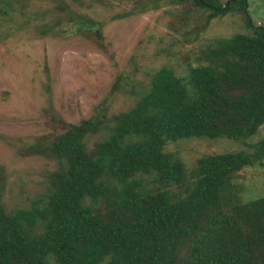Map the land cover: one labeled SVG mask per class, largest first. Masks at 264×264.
I'll return each mask as SVG.
<instances>
[{"label": "trees", "instance_id": "1", "mask_svg": "<svg viewBox=\"0 0 264 264\" xmlns=\"http://www.w3.org/2000/svg\"><path fill=\"white\" fill-rule=\"evenodd\" d=\"M195 2L213 16L240 11L251 34L219 42L186 78L156 71L151 90L108 125L94 153L83 143L92 120L58 136L51 150L72 165L44 207L0 212V264H264V197L230 205L223 196L232 174L264 161V138L250 152L202 158L181 199L145 191L137 178L185 186L184 165L163 150L168 142L248 140L264 125V26L252 23L246 0ZM87 196L107 197L108 213L85 206Z\"/></svg>", "mask_w": 264, "mask_h": 264}, {"label": "rangeland", "instance_id": "2", "mask_svg": "<svg viewBox=\"0 0 264 264\" xmlns=\"http://www.w3.org/2000/svg\"><path fill=\"white\" fill-rule=\"evenodd\" d=\"M246 1L252 23L264 26V0ZM244 18L240 11L213 16L195 0H0V212L11 217L47 205L56 176L72 165L51 150L58 136L92 120L83 143L94 153L108 125L151 90L156 71L167 67L186 78L209 63L219 42L251 34ZM263 138L264 125L248 140L168 142L163 150L184 165L186 185L137 178L145 191L181 199L202 158L250 152ZM223 196L230 205L264 197V161L232 174ZM84 205L102 215L110 209L107 197L87 196ZM44 231L40 223L34 233Z\"/></svg>", "mask_w": 264, "mask_h": 264}]
</instances>
